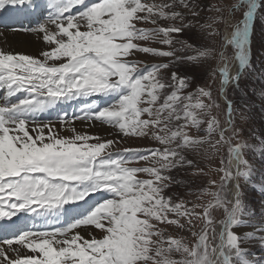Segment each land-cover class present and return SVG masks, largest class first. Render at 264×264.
<instances>
[{
	"label": "snow or ice",
	"instance_id": "snow-or-ice-1",
	"mask_svg": "<svg viewBox=\"0 0 264 264\" xmlns=\"http://www.w3.org/2000/svg\"><path fill=\"white\" fill-rule=\"evenodd\" d=\"M181 7L188 14L175 10ZM7 8L36 18L29 30L44 48L38 55L0 49V218L11 221L19 213L49 218L93 195L108 198L101 195L63 226L16 228L0 237V264H262L264 257H256L248 245L258 240L264 250V236L258 235L264 223L244 234L235 229L249 225L246 217L257 216L245 204L239 181L264 191V172L257 177L247 159L249 153L264 158V136L253 134L255 143L239 139L238 109L229 91L246 98L242 80L252 75L264 80V68L257 72L251 52L256 20L264 22V0H226L213 6L218 15L202 24L192 0H0V12ZM193 27L210 29L205 38L212 43L179 39ZM140 53L158 62L136 59ZM208 61L209 78L219 84L215 98L210 85L187 91L188 77L168 73L179 64ZM17 94L22 98L12 102ZM259 96L264 101V88ZM97 97L112 103L100 106ZM79 99L91 100L81 106V115L58 117L60 129L69 135L52 122L37 120L40 113ZM221 102L223 126L212 115ZM241 118L246 119L243 113ZM76 120L86 122L85 127L99 122L117 137L150 138L156 146L114 151L118 141L78 131ZM213 135H218L214 142ZM205 144L213 155L227 145L229 166L221 158L215 169L222 173L219 189L201 190L212 199L198 203L165 195L177 183L168 174L174 169L207 175L188 156ZM204 154L207 158V149ZM140 162L144 166H132ZM231 180L237 181L236 191L228 200L223 190ZM214 209L223 211L218 221ZM259 218L264 221V201ZM195 221H201V228L192 231L190 244L161 227L191 230ZM217 227L219 243L213 246L209 231L215 239ZM81 229L99 235H83ZM173 253L181 259H173Z\"/></svg>",
	"mask_w": 264,
	"mask_h": 264
},
{
	"label": "rangeland",
	"instance_id": "rangeland-1",
	"mask_svg": "<svg viewBox=\"0 0 264 264\" xmlns=\"http://www.w3.org/2000/svg\"><path fill=\"white\" fill-rule=\"evenodd\" d=\"M148 2H152V0H148ZM155 2L167 3L171 2V0H155ZM225 2L226 0H192V3L198 5V8L196 9V11L199 12L198 23H205L206 21H208V18L217 16L218 13L213 10V6H222ZM175 10L183 11L188 14V10L183 9L182 7L177 8ZM189 18L191 19L190 15ZM161 23L164 22L161 21ZM138 27L150 28L153 26L151 24H139ZM208 31H210V29H206L202 32L198 27H193L192 29L186 30L183 35L179 37V39L187 40L193 45L210 44L212 43V39L210 37L207 39L205 38L207 36ZM149 46L159 47L158 44L150 42ZM175 46L178 47L179 45ZM251 52L252 63L257 68V72H259L260 68H264V22H262L259 18L256 20L255 28L251 35ZM135 58L142 60L146 63L158 62L156 59L142 53L137 54ZM211 63L212 61H208L200 65L183 63L168 69V73L176 71L181 76L188 77L191 81V87L187 89V91H193L197 85H210L213 91V96L215 98L219 95V84L218 82L213 83L209 78L207 69ZM245 85H247V88L245 89L247 91L246 98L243 96L242 92L233 93L231 90L229 91V96L235 101V107L238 109V111L234 115L236 127L242 130L239 139H245L248 140L250 143H255V141L252 140L253 134L257 136H264V101H262L259 96L260 89L264 88V80L257 79L256 75H252L248 77L247 81L242 80L241 87L244 88ZM252 89L256 90L255 93L252 91ZM95 99L97 100V104H99L100 106L104 105V101L100 97H97ZM88 102L91 103V100H89ZM223 111L224 108L222 102L220 109L213 108L212 110V115L217 116L221 120L222 126L223 121L226 118L222 115ZM241 113H243L246 119L241 118ZM191 134L195 135L196 130L192 129ZM226 135L230 134L226 133ZM109 139L118 141L114 145V151L124 148L143 149L147 147L156 146L150 138H124L112 136ZM211 139L212 142H214L216 139H218V135H213ZM235 142L236 139L233 140V143ZM206 149L208 151L207 158L204 154ZM212 153L213 150L209 144L202 145L198 150L189 152V158L199 161V167L204 168L205 173H207V175L193 176V169L189 168L174 169L168 174L171 175L174 180L177 181V183L167 189L165 195H178L183 197L187 201H193L198 203H207L209 200H211L212 197L207 192H202L201 190L204 188H208L209 191L215 192L219 189L221 183L219 177L220 175H222V173H218L217 171H215V169L219 167L221 158L224 159L225 165L229 166L227 145L221 146L219 151H216L214 155ZM247 159L253 166L257 177L260 175L261 172H264V158L249 153L247 154ZM132 166H144V162H140L139 165L134 163ZM209 169H212V171H209ZM141 178L147 177L141 174ZM209 179L215 180L216 185H209ZM239 184L245 204L257 210V216L255 218L246 217V219H249L250 221L249 225L245 226L246 232H253L255 230L253 225L259 226L261 223H264V221H261L259 218L260 204L262 201H264V191L259 190L258 185L256 187H253L252 185L245 183L243 179L239 181ZM223 192L226 194V198L228 200H231L229 197V182L224 187ZM103 197L106 198V195H103ZM100 199L101 195H98L97 199L93 200L92 203ZM212 216L217 221L221 219L223 216L222 209H214L212 212ZM194 224L195 227L191 230H181L178 229L175 225H161V227L165 229L166 235H173L177 238H182L186 243L190 244L193 241L192 231L199 232L201 228V221H195ZM235 230L240 234H244L245 231L244 226L238 227ZM258 235L264 236V232L258 233ZM209 240L212 245L215 244V239H213V234L211 230L209 231ZM248 247H250V250L255 253L256 257H264V250L260 248L258 240L250 241ZM172 258L179 260L181 259V256L178 253H173ZM262 264H264V260H262Z\"/></svg>",
	"mask_w": 264,
	"mask_h": 264
},
{
	"label": "bare ground",
	"instance_id": "bare-ground-1",
	"mask_svg": "<svg viewBox=\"0 0 264 264\" xmlns=\"http://www.w3.org/2000/svg\"><path fill=\"white\" fill-rule=\"evenodd\" d=\"M37 1L41 4H43L44 2V0H36V2ZM9 9L11 8H7L2 12H5ZM31 28H17V29L0 28V49L17 52V53L38 55L39 51L43 50L44 45L42 41L38 40L36 35L29 30ZM0 95H2V93H0ZM22 96L23 94H17V96H14L12 98V102H15L19 98H22ZM100 98L104 101V105L105 103H109V104L112 103V100L109 98L106 97H100ZM88 101L89 100L79 99L63 104H58L57 106L48 109L46 112L40 113L37 116V120L44 123L52 122L53 124L56 125V128L59 129L63 135H69L70 134L69 132L60 129L58 117L65 112H67L70 117L73 113H75L76 115H81L80 112L81 106L85 103H89ZM85 123L86 122L76 120L74 122V127L78 131H88L92 134L98 135L106 139H109L112 136L113 137L116 136L115 134H112V129L110 127L106 125H101L99 122H96L95 124H90V126L88 127H85ZM231 168L233 171H235V161L232 162ZM236 184H237L236 180L229 181V191H230L229 197L231 200L234 198V194L236 191ZM98 195H106V198H108V194L106 193L97 194V195H93L88 200L87 203L78 202L76 204L65 205V210L59 216H52L49 218H34L28 213H21V214L19 213L18 216L21 215L22 216L20 218L13 217L12 220L14 219L15 220L10 224L4 221V219L0 218V224H2L1 227L4 228V229L0 228V237L4 236L5 234H10L11 231L16 228L32 227L34 230H36V229H43L48 225L55 227L63 226L66 223L70 222L71 219L76 218L79 214L85 213L88 210V206L91 205L93 200L97 199ZM244 230H245L244 233H246L245 226H244ZM88 231H94L96 235H99L98 230L81 229V233L83 235H87ZM218 233H219V228L217 227L214 245L219 243Z\"/></svg>",
	"mask_w": 264,
	"mask_h": 264
}]
</instances>
